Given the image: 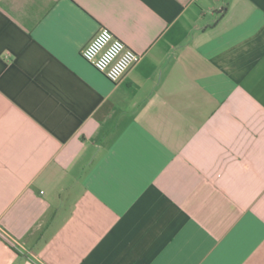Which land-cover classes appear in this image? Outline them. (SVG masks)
I'll return each mask as SVG.
<instances>
[{"label":"crops","instance_id":"crops-1","mask_svg":"<svg viewBox=\"0 0 264 264\" xmlns=\"http://www.w3.org/2000/svg\"><path fill=\"white\" fill-rule=\"evenodd\" d=\"M0 228V264H264V0H0Z\"/></svg>","mask_w":264,"mask_h":264},{"label":"built area","instance_id":"built-area-1","mask_svg":"<svg viewBox=\"0 0 264 264\" xmlns=\"http://www.w3.org/2000/svg\"><path fill=\"white\" fill-rule=\"evenodd\" d=\"M82 56L104 73L111 81H119L123 75L142 58V53L130 47L109 27L99 29L91 41L82 49ZM0 236L18 252L30 253L26 245L8 231L0 228Z\"/></svg>","mask_w":264,"mask_h":264}]
</instances>
